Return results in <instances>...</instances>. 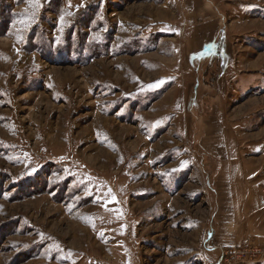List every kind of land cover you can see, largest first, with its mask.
<instances>
[{"label":"rangeland","instance_id":"374dc122","mask_svg":"<svg viewBox=\"0 0 264 264\" xmlns=\"http://www.w3.org/2000/svg\"><path fill=\"white\" fill-rule=\"evenodd\" d=\"M0 25V264H215L233 170L264 178V0H0Z\"/></svg>","mask_w":264,"mask_h":264},{"label":"crops","instance_id":"0c3cea01","mask_svg":"<svg viewBox=\"0 0 264 264\" xmlns=\"http://www.w3.org/2000/svg\"><path fill=\"white\" fill-rule=\"evenodd\" d=\"M251 166H236L227 181L230 188L218 199L220 215L216 217V229L210 228L204 245L206 261H212L211 257L217 261L226 247L264 244V178L252 180L255 178L248 175Z\"/></svg>","mask_w":264,"mask_h":264},{"label":"built area","instance_id":"2783aa9c","mask_svg":"<svg viewBox=\"0 0 264 264\" xmlns=\"http://www.w3.org/2000/svg\"><path fill=\"white\" fill-rule=\"evenodd\" d=\"M215 264H264V245L223 249Z\"/></svg>","mask_w":264,"mask_h":264},{"label":"trees","instance_id":"16d2710c","mask_svg":"<svg viewBox=\"0 0 264 264\" xmlns=\"http://www.w3.org/2000/svg\"><path fill=\"white\" fill-rule=\"evenodd\" d=\"M7 28H8V25H0V29H1L3 32H5V31L7 30ZM0 32H1V31H0ZM3 32L0 33V35H2Z\"/></svg>","mask_w":264,"mask_h":264}]
</instances>
